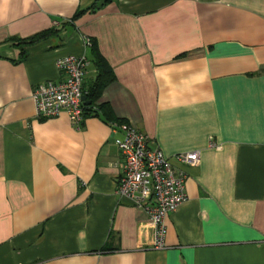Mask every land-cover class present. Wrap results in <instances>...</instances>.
<instances>
[{
  "label": "crops",
  "instance_id": "crops-1",
  "mask_svg": "<svg viewBox=\"0 0 264 264\" xmlns=\"http://www.w3.org/2000/svg\"><path fill=\"white\" fill-rule=\"evenodd\" d=\"M93 1L0 0V264H264V0H109L67 35ZM50 28L20 58L13 38ZM84 35L114 75L95 103L121 120L38 118L57 57L84 54L94 80ZM128 123L185 173L162 248L116 192ZM193 149L196 164L175 157Z\"/></svg>",
  "mask_w": 264,
  "mask_h": 264
},
{
  "label": "built area",
  "instance_id": "built-area-1",
  "mask_svg": "<svg viewBox=\"0 0 264 264\" xmlns=\"http://www.w3.org/2000/svg\"><path fill=\"white\" fill-rule=\"evenodd\" d=\"M83 40L85 45L91 44L89 36L84 35ZM87 64L84 54H65L55 59V66L64 77L57 81L48 79L34 87L32 98L38 118L64 110L72 122L78 124L82 120L86 104L81 98L85 93L82 81ZM148 140L147 134L130 123L122 127V136L114 138L122 154L116 192L146 212L153 228V245L162 248L165 217L186 198L185 173L175 169L161 149L151 147ZM210 145L220 146L213 141ZM175 157L189 164L200 159L198 149L180 151Z\"/></svg>",
  "mask_w": 264,
  "mask_h": 264
},
{
  "label": "trees",
  "instance_id": "trees-1",
  "mask_svg": "<svg viewBox=\"0 0 264 264\" xmlns=\"http://www.w3.org/2000/svg\"><path fill=\"white\" fill-rule=\"evenodd\" d=\"M109 0H94L91 4L78 9L75 11V13L69 17L66 21L62 22V28H65L67 25H74V21L84 14L87 11H92L95 8L99 7L101 4H104ZM58 29L50 28L44 31H40L38 33H35L34 35H31L25 39H17L13 38L14 44L19 46L20 52V58L24 56L25 50L23 45L29 44L31 42H34L52 32L57 31ZM91 50H92V56L94 64L97 68V73L94 78V80L90 83L88 88L85 91V95L87 99H90L89 104L84 105V114H97L101 115L104 119L109 120L111 122L113 121H120L121 119L118 117H115L113 115V112L111 110L110 105L107 102H100L99 104H96L95 101L100 97V94L102 92V89L104 86L111 80H113L114 75L112 73L111 67L108 65L106 59L103 57V55L100 53V51L95 46L94 40L91 42ZM95 103V104H94Z\"/></svg>",
  "mask_w": 264,
  "mask_h": 264
},
{
  "label": "water",
  "instance_id": "water-1",
  "mask_svg": "<svg viewBox=\"0 0 264 264\" xmlns=\"http://www.w3.org/2000/svg\"><path fill=\"white\" fill-rule=\"evenodd\" d=\"M65 29H66V34L69 35V34H70V31H72V29H73V26H72V25H67V26L65 27ZM81 98L84 100V102H85L86 104H89V103L91 102L90 99H87L85 93H83V94L81 95Z\"/></svg>",
  "mask_w": 264,
  "mask_h": 264
}]
</instances>
